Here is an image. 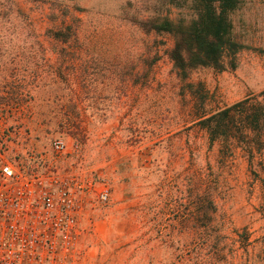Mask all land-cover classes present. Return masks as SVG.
<instances>
[{"label":"rangeland","instance_id":"374dc122","mask_svg":"<svg viewBox=\"0 0 264 264\" xmlns=\"http://www.w3.org/2000/svg\"><path fill=\"white\" fill-rule=\"evenodd\" d=\"M15 1L43 43L51 17L84 24L80 44L0 42L9 87L14 69L39 76L21 104L0 107V164L96 181L83 199L78 264H264V0H240L232 13L241 48L225 70L199 68L187 81L168 56L172 36L139 23L189 20L191 0ZM227 109L213 142L203 116ZM65 113L83 123L62 130ZM58 139L62 155L51 148ZM103 180L107 205L97 201Z\"/></svg>","mask_w":264,"mask_h":264},{"label":"trees","instance_id":"16d2710c","mask_svg":"<svg viewBox=\"0 0 264 264\" xmlns=\"http://www.w3.org/2000/svg\"><path fill=\"white\" fill-rule=\"evenodd\" d=\"M191 3L193 16L189 20H173L165 17L163 19L151 18L139 23L146 34L156 32L172 36L174 45L169 50L168 56L182 81L189 80L193 71L199 68L209 67L218 71L225 70L226 55L230 53L235 55L241 48L236 41L231 20L232 13L240 6V0H191ZM18 7V3L15 0H0V42L5 43L4 47H10L11 43L16 42V44H30L43 49V45L47 43L58 48L61 44H80L82 42V33L85 30L84 24L79 18L74 17L72 18V23H69V20L65 18L51 17V27L44 34L43 43L40 35L33 29L30 16L17 10ZM23 31L28 33L26 37H22L24 36L22 35ZM67 58L66 61L71 60L68 62L74 63L72 56H68ZM149 58L146 55L143 58V62L151 70V66L155 63V60L149 63ZM4 64L0 65V77L1 81H3L2 83H4L2 89L5 90L0 96V107L3 109L21 104L28 97L30 86L39 82V76L28 77L25 74L27 70L14 69L12 75L17 79L9 87V81L7 80L8 69H3ZM88 69L87 65L84 64L83 74L86 82L90 76ZM71 71H74L73 67L70 68L69 72ZM53 74L60 76V68L53 71ZM231 112L232 109H227L206 119L204 118L206 114L203 116L201 124L209 131L213 142L219 138V132L225 127L223 120L224 118H228ZM57 116L61 119L59 125L62 130L65 127L76 128L78 124L83 123L81 122L83 119L77 120L75 118H78L79 115L65 113ZM104 116L106 115L100 117ZM54 119H58V117L52 118L50 122ZM256 121L259 123L258 117ZM254 129H259L258 125ZM206 209L209 210V207L206 206Z\"/></svg>","mask_w":264,"mask_h":264},{"label":"built area","instance_id":"2783aa9c","mask_svg":"<svg viewBox=\"0 0 264 264\" xmlns=\"http://www.w3.org/2000/svg\"><path fill=\"white\" fill-rule=\"evenodd\" d=\"M51 148L62 155L67 144L58 139ZM101 183L97 201L107 205L112 188ZM95 188V180L77 172H26L1 163L0 264H78L83 199Z\"/></svg>","mask_w":264,"mask_h":264}]
</instances>
